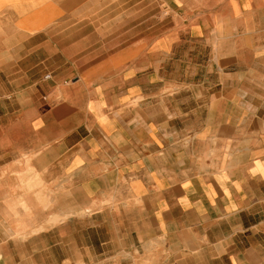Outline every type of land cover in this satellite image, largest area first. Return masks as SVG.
I'll use <instances>...</instances> for the list:
<instances>
[{"label": "crops", "instance_id": "0c3cea01", "mask_svg": "<svg viewBox=\"0 0 264 264\" xmlns=\"http://www.w3.org/2000/svg\"><path fill=\"white\" fill-rule=\"evenodd\" d=\"M0 264H264V0H0Z\"/></svg>", "mask_w": 264, "mask_h": 264}]
</instances>
